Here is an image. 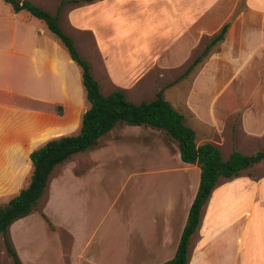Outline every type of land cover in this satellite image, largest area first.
Instances as JSON below:
<instances>
[{
  "label": "crops",
  "instance_id": "obj_1",
  "mask_svg": "<svg viewBox=\"0 0 264 264\" xmlns=\"http://www.w3.org/2000/svg\"><path fill=\"white\" fill-rule=\"evenodd\" d=\"M17 1H27L51 15L57 13L61 3V0ZM65 1L59 13L60 27L72 38L80 56L89 63L100 91L104 86L105 95H108L115 89H121L127 96L153 70H178L182 67L194 54L202 38L216 36L228 24L240 0ZM243 4L244 9L237 16L235 26L227 29L228 38L237 31L236 38L243 42L247 50L242 53L240 49V53L251 54V62L263 63V66L264 61L259 56H264V0H243ZM244 17L249 19V27L240 22ZM149 22L161 23L164 28L166 26L162 37L154 43L158 48L164 46L161 53L157 48L154 50L157 54L166 51L168 57L163 60L157 57L159 55L148 60L147 57H151L149 53L141 58L139 53L141 46L145 48L142 40L149 37L146 29ZM130 23L145 26L135 30ZM126 37H134L138 42L126 46L121 41ZM155 38L158 37L155 35ZM127 48L134 51L129 58L124 55ZM119 64L123 67L128 65L125 73L118 67ZM137 71L142 73L130 74ZM164 98L184 115L186 124L195 131L196 137V125L207 129L205 139L200 144L211 142L220 150L219 145L210 139L214 127L218 125L214 114L196 110L190 98L185 102L186 113L180 111L166 90ZM88 108L80 69L70 59L60 41L42 21L25 11L15 12L10 4L0 0V183H10L4 186L2 193L8 192L15 196L26 187L28 184L25 183H29L32 173L30 153L49 140L78 134L81 116ZM163 135L147 127L118 126L103 136L95 147L79 153L85 156L77 154L55 167L36 210L9 228L11 242L21 263L24 264L29 258L20 254L18 245L19 225L26 222L28 232L34 222L47 234L57 235L54 232L60 229L61 238L70 242L71 251L72 247L74 251L80 248L69 257L67 264H163L171 260L197 192L200 170L195 165L176 162L173 166L181 173L177 177L181 181L180 187L185 191L192 189L190 199L178 214L173 206V191L177 189L172 186V192H167L165 202L163 194L147 192L148 179L155 178L156 171L160 169L156 168L153 161L147 169L146 162L142 168V164L134 160L130 169L136 171V177L140 176L137 181L141 188L139 201L141 203L142 200V203L133 215L134 222L130 229H134V232L125 226L127 231L123 233V251L120 256L107 258V255L93 254L89 250L92 246H99L102 232L109 225L112 210L105 209V206L110 207L109 201L114 204L107 193L111 192L110 188L112 191L114 188L107 185V192L101 196L102 211L98 207L97 192L94 196L93 193L87 196L90 198L89 205L84 203V197L81 196L85 189H92L93 192L97 188L101 166L122 157L119 150H130L132 155L139 157L145 155L153 144H157L170 159L176 160L179 157L178 150L176 156L171 157ZM250 135L254 140L263 139L264 122H261V127L252 129ZM86 157L90 159V164ZM111 166L114 168L112 180L119 178L120 168ZM259 194L264 195V176L242 173L234 179L220 180L202 208L199 226L190 240L187 264H264V241L261 242L258 232L260 227L264 229V225L255 215L257 204L254 202L258 200ZM227 196L232 199H227ZM73 199L75 206L72 208L70 202ZM233 200L254 206L241 209L236 213V218L221 227L222 212L225 210L224 213L231 215L228 214L231 207L223 206ZM89 222L92 227L86 233ZM29 259L30 264L39 260L38 255Z\"/></svg>",
  "mask_w": 264,
  "mask_h": 264
},
{
  "label": "rangeland",
  "instance_id": "obj_2",
  "mask_svg": "<svg viewBox=\"0 0 264 264\" xmlns=\"http://www.w3.org/2000/svg\"><path fill=\"white\" fill-rule=\"evenodd\" d=\"M243 9V0H240L235 13H233L228 19V29L235 26L237 16ZM244 18L245 19H241L240 22L246 27H249V19H247V17ZM240 22L238 24H241ZM130 25L132 28H136L135 30H137V27L139 26H145L141 24L139 25L138 23H130ZM165 28L161 23H148L146 29L149 37L142 40L145 48L141 46L142 50L139 52L141 53V58L147 56L148 53L151 56L149 58L147 57L148 60L152 59L154 55H159L157 57H161L162 60L165 59L164 57H168V55L165 54L166 51L163 54H157L154 52L156 48L159 53H161V50H164V46H159L158 48L154 43L155 40H159L162 37ZM155 35L158 38H155ZM214 36L215 35L202 38L194 54L178 70H153L149 75H146L143 78L142 82L132 88L126 97L131 102L139 103L142 100L153 99L157 90L163 89V95L166 90L167 93H169L170 99L176 103L178 109L185 113V102L190 98V100H193L194 108L196 110L200 112L208 111L215 115L218 125L214 127V133L210 136V139L219 145L224 158L228 157L231 150L238 151L244 155H252L257 151H264V138L254 140L250 135L252 129L261 127V122H264V65L262 66L263 63H258L256 61L251 62L253 57L251 54H242L247 50L244 49V46L242 45L243 42L236 38L237 31H234L232 37L228 38L227 30L224 40L214 45L207 56L203 58L188 75L183 79L178 80L185 73L193 59L203 52L206 45L211 42ZM121 41L128 46L134 42L137 43L138 39H135L134 37L128 39L126 37ZM243 41L245 43V40ZM152 46L155 48L153 49ZM240 49L242 53H240ZM133 53L134 51L132 49L127 48L124 55L129 58ZM179 57L180 55L178 56V59ZM259 57L264 61V56ZM142 64L141 61V70H143L144 66ZM118 67H121V70L124 71L127 69L128 65L125 64L123 67L119 64ZM125 72L126 71H124V73ZM141 73L142 71L130 72V74L133 75H140ZM169 84L171 85L169 86ZM101 92L105 95L106 88H104V86L103 89H101ZM195 127L198 132L197 144H200L201 141H204L205 139L204 135L207 132V129L199 124ZM163 136L164 144L167 147L170 156L174 158L177 154L176 145L165 135ZM118 153L122 154V157L117 158L111 164L105 163V165L101 166L102 171H99L98 173L100 181L97 184V188H94L93 192L92 189L89 191L87 188L81 194V196L84 197V203L89 205L90 202L88 199L90 198H87V196H92V193L94 196L97 192L98 196H96V198L98 207L102 211L103 201L101 196H103V193L107 192V185H109V188H114L113 191L110 188L111 192H107L110 196L109 200H114V204L112 205L109 201L110 207H107V205L105 206V209L109 208L112 210L109 225L102 232L103 237L101 238L102 240L99 241V246H92L89 248L93 254L107 255V258L112 255L120 256L122 254L123 233L127 231L125 230V226L127 227L126 229L132 228L134 222L133 215L138 212L142 203V200L141 203L139 201L141 188L139 187L138 181L140 176L136 177V171L130 169L132 164H134V160L137 162L139 161V163L142 164V168L146 162L147 169L151 167L150 162L153 161L156 168L158 170L160 169L159 171H156L157 175L155 178L152 180L148 179L147 192H151L150 194H163V202H165L167 192L171 191L172 186L177 189L173 191L175 197H172L174 198L173 206L176 208L178 214L181 212V208L184 207L190 199L189 197H191L190 194L192 193V189L185 191L181 188V181L177 179L181 173L173 169L176 162H181L179 157H177L176 160L170 159L165 151H163V149L157 144H153L151 149L147 151L145 155L142 154L139 157L132 155L130 150H119ZM86 154L89 156V153ZM79 156L85 155L79 154ZM87 160L86 161L90 164V159L87 158ZM104 161H106V157H104ZM111 165L120 168L118 169V171H120V177L114 180H112L114 177V168ZM243 174L264 176V163L244 171ZM26 184L28 183L26 182L25 185ZM219 184L220 182L218 185ZM5 185V183H0V208H3L9 200L14 197V195L11 196L8 192L2 193ZM9 185L10 183L8 182L6 186ZM170 197L171 196H169V198ZM226 198L229 200L232 199L230 196H227ZM254 202L257 204L255 205V215L260 219V223L263 226L264 195L259 194L258 200H255ZM228 203L229 202L224 206L222 204V206L224 208H226V206L231 207V211L228 212V214L231 215L229 216L227 213H224L225 210L222 212L220 221L221 227L229 224L232 218H236L241 209L245 210L254 206L246 202L242 204L240 200L238 202H234L233 200L230 204ZM70 204L72 208L75 206L74 199ZM257 210L258 213H256ZM27 225L28 222L19 225L20 233L18 243L20 244L18 245L20 254L24 258L25 256L30 258L38 255L39 260L37 262L35 261L34 264H67L68 260H70L69 257L80 249L78 248L74 251L75 249L72 247L71 251V245H69L70 242L61 238L62 232L59 231L60 229L57 232H54L57 235L53 233L47 234L46 232H43V229H41L36 222H34L28 232ZM91 227L92 224L90 222L87 223L86 233ZM131 231L134 232V229ZM258 232L260 234L261 242L264 241V229L260 227ZM228 253L229 252H227V254ZM29 258L24 264H30ZM0 264H12V261L4 249L1 236ZM100 264L110 263L100 262ZM115 264L121 263L116 262Z\"/></svg>",
  "mask_w": 264,
  "mask_h": 264
},
{
  "label": "trees",
  "instance_id": "obj_3",
  "mask_svg": "<svg viewBox=\"0 0 264 264\" xmlns=\"http://www.w3.org/2000/svg\"><path fill=\"white\" fill-rule=\"evenodd\" d=\"M4 1L10 4L15 12L25 11L42 21L49 32L60 41L70 59L80 69L85 99L89 104V108L81 116L78 134L49 140L42 147L30 153L32 173L28 185L11 198L3 208H0V236L12 264L22 263L10 240L9 228L17 220L27 217L36 210L55 167L66 163L79 153L92 149L103 136L118 126L147 127L162 132L175 143L181 162L195 165L200 170L197 192L189 208L175 255L171 260L163 263L187 264L190 240L199 226L202 208L214 188L220 180L237 178L244 171L264 163V151H257L252 155L232 151L228 158L224 159L218 147L213 143L197 144L195 131L186 124L184 115L165 100L163 89H159L153 99L139 103L129 101L121 89H115L108 95L102 94L97 81L92 76L89 63L80 56L72 38L66 35L60 27L59 13L65 0H61L55 15L27 1ZM92 1L96 0H73L72 3ZM228 27L229 25L225 24L221 28L203 52L193 59L178 80L188 75L207 56L214 45L224 40ZM42 218L53 229L44 215Z\"/></svg>",
  "mask_w": 264,
  "mask_h": 264
}]
</instances>
